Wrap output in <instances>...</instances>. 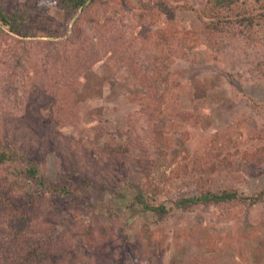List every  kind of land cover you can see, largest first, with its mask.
<instances>
[{"label": "rangeland", "instance_id": "rangeland-1", "mask_svg": "<svg viewBox=\"0 0 264 264\" xmlns=\"http://www.w3.org/2000/svg\"><path fill=\"white\" fill-rule=\"evenodd\" d=\"M13 1L33 8L39 25L24 49L0 29V139L38 152L39 172L53 182H63L71 172L86 174L91 183L76 187L70 205L44 211L48 203L34 200V215L52 221L66 215L69 220L57 223L55 233L77 229L83 253H96V264H264V201L195 205L157 220L140 206H128L117 191L130 176L155 187L169 206L174 198L206 188L244 195L264 188L261 43L255 48L248 39L206 32L195 12L204 0H190L189 9L161 16L150 0L98 3L90 14H81L78 38L73 34L80 10L66 18L52 0ZM71 35L73 42L61 43ZM85 35L101 52L82 73L77 91L60 99V121L47 125L52 101L33 107L31 119H25L23 92L37 91L51 76L52 58L43 59L45 52L53 54L63 44L74 49ZM11 46L23 55L5 95L10 66L4 61ZM67 138L78 145L65 148ZM10 166L20 171L21 163ZM18 177L32 194L35 187ZM79 178L72 186L82 184ZM19 194L9 197L4 186L0 189L2 215L16 212V202L23 203ZM61 234L64 243L69 234Z\"/></svg>", "mask_w": 264, "mask_h": 264}, {"label": "trees", "instance_id": "trees-1", "mask_svg": "<svg viewBox=\"0 0 264 264\" xmlns=\"http://www.w3.org/2000/svg\"><path fill=\"white\" fill-rule=\"evenodd\" d=\"M105 1L111 2L114 0H52L54 5L63 11L66 18L73 17L80 10L75 19V28L82 26V13L90 14L98 3H104ZM189 1L150 0V2L158 5L156 12L160 16L163 13L170 15L179 8L189 9ZM195 12L198 18L203 20L204 30L209 34L248 39L255 48L258 47L259 43H261L260 48H264V0H204L202 8L195 10ZM159 14H155L156 18H159ZM36 21L38 19L34 15L33 8L27 7L19 1L0 0V29L3 27L4 30L3 28L2 30L6 34L15 37V43L22 44V49L25 48L26 38L36 36L34 29L39 25ZM78 31V28L75 29L77 35H75L76 33L73 34L77 38ZM73 35L65 37L61 43L64 41V44L73 42L70 41ZM81 40L85 41L74 49L67 48L63 44L62 50L57 49L53 54L48 52L50 50L45 52L43 59L49 56L52 58V62L49 61L48 63L51 76L43 83V86L40 85L36 89L37 91L23 92L26 101V105L23 104L25 106L24 110L29 112V116H26L25 119H31L33 107L44 106V104L52 101L55 107L51 110L50 122L47 125L51 127L57 121H60L61 118H59L58 113L63 108L60 105V99L62 96L69 98L71 97L70 94L77 91L82 73L97 61L101 52V48L96 47L97 44L86 35ZM43 43L52 44V40H45ZM10 50L12 51L11 54L4 61V65L10 66L3 84L5 95L10 92L16 81L14 79V69L19 65L23 55L22 51L12 46ZM112 53L111 51L110 55ZM32 71L36 76L38 72L36 65ZM8 75H12V77ZM72 104L73 99L68 107L73 106ZM5 109H7V104L3 100V110ZM47 130L48 128H41L42 132ZM0 137H3V135L1 134ZM46 137L49 136L44 135L43 139L48 142L49 140ZM9 143H11L10 140L0 139V189L4 186L9 197H12L13 194L17 195V192H19V200L23 203L16 202V212L7 210L8 212H3V215L0 213V230L3 231L0 232V264H96L95 260L98 261L99 259L96 253L88 256L83 253L82 246H84V243L81 242V235L77 233V229L75 233L68 232V229L64 230V234L55 233L57 223H64L69 220L66 215L57 214L58 216L54 220L55 223L43 213L34 215L33 207L36 203L34 200L39 199L48 203V208L44 211L52 206H59V203H65V206L67 203L70 205L73 200L70 196H72L76 187L82 189L83 185L89 186L91 184L85 177L86 174L78 176L70 172L63 182H53L42 172H39L40 156L38 152ZM64 143L68 145H65V148L73 147L74 144L78 145L71 138H67ZM17 162L21 163L20 171H16L10 166L11 163ZM19 174L35 187L32 194L28 193L18 183ZM78 177H80L82 184L72 186L71 182ZM117 191H120L117 192L118 197L121 196L124 202L127 201L128 206H140L143 212L156 215L157 220H164L174 209H183L195 205L208 206L238 200L252 205L264 201V188L250 195L241 194L236 189L214 190L206 188L190 196L174 198L168 206L165 201L159 200L155 187H146L145 183L135 182L130 176H126L123 184L117 186ZM128 192L130 197L127 194ZM0 198L2 197L0 196ZM68 199L70 200L67 201ZM60 234L62 237L69 234L68 237L64 238V243H62Z\"/></svg>", "mask_w": 264, "mask_h": 264}]
</instances>
